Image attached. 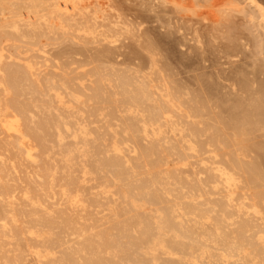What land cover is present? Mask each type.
I'll list each match as a JSON object with an SVG mask.
<instances>
[{
  "label": "bare ground",
  "instance_id": "bare-ground-1",
  "mask_svg": "<svg viewBox=\"0 0 264 264\" xmlns=\"http://www.w3.org/2000/svg\"><path fill=\"white\" fill-rule=\"evenodd\" d=\"M184 1L2 4L0 264H264L255 9Z\"/></svg>",
  "mask_w": 264,
  "mask_h": 264
},
{
  "label": "rangeland",
  "instance_id": "rangeland-1",
  "mask_svg": "<svg viewBox=\"0 0 264 264\" xmlns=\"http://www.w3.org/2000/svg\"><path fill=\"white\" fill-rule=\"evenodd\" d=\"M3 1H4V0H3ZM3 1H2V2L0 1V2H1V3H0V4H1V5H0V8H2V7H1L2 4H3V6H6V7L9 5L8 7H10V11L12 10L11 7H12L14 4H15L16 6L21 5V3H20V4H17V3L20 2V0H19V2H16L17 0H16V1L14 0V1H15V2H13L14 4L11 3L13 0H12V1L10 0L9 3H7V1H9V0H6L5 2H3ZM23 1H24V0H21L22 4L24 3ZM182 1H184V0H182ZM187 1H188V0H186V1H184V2H187ZM190 1H191V0H190ZM192 1H195V0H192ZM192 1H191V2H192ZM197 1H201V2L198 3ZM197 1H196L197 4L195 3L194 5H200V6H201V5L207 6V5H208V4H202V3H203L202 0H197ZM243 1H244V0H240V2L243 3V4H242V7L244 6V7H246V9H249V10H246V12H250V11H253V9H255L256 11L254 10V13L257 12L258 14H257V13H256V14L259 15V12H258V10H257L256 8H254L253 6L251 7V5H247V4H249L248 0H245L244 2H243ZM206 2H208V0H207ZM206 2L204 1V3H206ZM6 3H7V4H6ZM246 3H247V4H246ZM258 3H259V4L262 3L263 5H262V4H261V5L264 7V1H263V0H258ZM5 4H6V5H5ZM244 4H245V5H244ZM15 5H14V6H15ZM246 5H247V6H246ZM248 6H250L252 9H251L250 7H248ZM8 7L6 8L7 10H9ZM201 7H202V6H201ZM3 8H5V7H3ZM14 9H15V8H14ZM14 9H13V10H14ZM250 9H251V10H250ZM17 10H19V9H17ZM201 10H205V9H201ZM15 11H16V9H15L14 11H12L13 14H15V13L17 12V11L15 12ZM12 12H7V16H12V15H10V13L12 14ZM250 13H251V12H250ZM250 13H248V15H250ZM254 13L252 12L251 14H254ZM18 14H19V13H18ZM245 14H246V13H245ZM22 15H24V12H23V14L21 13V16H22ZM248 15H247V14L244 15V16L239 15L240 18H237V19H238V20H240V19L242 20V19H243L242 17L246 18V16H247V18H249ZM257 15L254 14V15L250 16V17H252L251 20L246 18L245 20L243 19L242 21H241V20H240V21H237L238 23L235 22V29H236V26L238 25V26H237V28H238V29H237V30H238V33H239L240 31H241V33H242V32H244V33L247 32V33L245 34L246 37H249V36H247V34L249 35L250 32H251L252 30H254V31H252L253 33H255V32H257V31L259 30L258 33H255V34H257V35H255V34H253V33L250 34V36L255 35V36L253 37V38H255V40L250 39L251 37L249 38L250 40L255 41L254 43L257 42V41H256L257 39H259V42H260V41L263 40V38H264V30H263V29L261 30V28H259L260 26H257V24H256V22H258V20H259V19H257V17H258ZM239 16H238V17H239ZM22 17L24 18V16H22ZM259 17H260V16H259ZM254 18H255V19H254ZM237 19H236V20H237ZM252 19H253V21H252ZM256 19H257V20H256ZM5 21H6V23H11L12 20H11L10 18H9V20H8V19H7V20H3V21L0 20V22H2V23H4ZM248 21H251V22H248ZM259 22H260V20H259ZM259 22H258V23H259ZM249 23H250V24H249ZM253 23H255V24L253 25ZM236 24H237V25H236ZM247 25H248V26H247ZM253 26L256 27L257 29H256V28H253ZM242 27H243V28H242ZM250 27H251V28H250ZM243 29H245V30H243ZM246 29H247L248 31H246ZM250 30H251V31H250ZM262 31H263V32H262ZM235 32H236V30H235ZM241 33H240V34H241ZM234 34H236V33H234ZM240 34H237V35H240ZM259 34L262 35V36H258ZM240 36H243V33H242ZM256 36H257V37H256ZM234 37H235V38H234ZM258 37H259V38H258ZM260 37H263V38L260 39ZM232 38H234V40H235V39L237 38V36H234V35H233V36L231 37V39H232ZM237 39H238V38H237ZM259 42H258V43H259ZM258 43L255 44V46H257V47L255 48V46H254V47L252 48V51H255V53H257V54H260V53L262 52V50H263V54L261 53V54L259 55L260 59L258 58V55L256 54L258 59L256 58V60H254V61H257L256 63H258V64H255L253 61H251V63H252V64H255V66L258 65L256 68H257V69H261V70H258V71H260V72H264V68H261V67H264V64H263V63H264V61H263V59H264V46L262 47V45H261L260 43H259V44H258ZM261 43H264V40L261 41ZM260 45H261V46H260ZM263 45H264V44H263ZM253 49H254V50H253ZM261 64H262V65H261ZM260 65H261V66H260ZM259 67H260V68H259ZM261 79H263V80H261L260 82L264 81V76H263ZM262 83L264 84V82H262ZM263 84H262V85H263ZM262 87H263V86H262ZM263 89H264V88H263ZM263 91H264V90H263ZM263 98H264V92H263ZM255 149H256V152L258 151L260 154H262V155L264 154V153H263L264 151L261 150V146H259V147L257 146ZM262 159H263L262 162H264V157H262ZM184 164H185V163H184ZM180 166L183 167V163H180ZM172 167H173V166H172ZM173 168L175 169V167H173Z\"/></svg>",
  "mask_w": 264,
  "mask_h": 264
}]
</instances>
